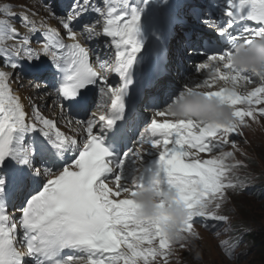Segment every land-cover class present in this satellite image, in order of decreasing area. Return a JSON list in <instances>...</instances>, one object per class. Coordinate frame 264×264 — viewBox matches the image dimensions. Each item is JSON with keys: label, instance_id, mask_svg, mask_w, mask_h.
I'll use <instances>...</instances> for the list:
<instances>
[{"label": "snow or ice", "instance_id": "6c2138e0", "mask_svg": "<svg viewBox=\"0 0 264 264\" xmlns=\"http://www.w3.org/2000/svg\"><path fill=\"white\" fill-rule=\"evenodd\" d=\"M154 2L103 0L101 7L76 0L60 20L63 35L43 21L38 26L28 12L0 8V57L11 70L0 68V264H170L177 247L199 239L196 223L214 228L229 222L222 213L229 192H242L251 179L237 173L245 166L236 159L234 137L264 119V60L245 66L236 58L255 54L264 42V0H224L221 19L204 21L225 41L195 65L204 79L185 83L150 116L131 147L116 151L107 137L126 117L133 68L146 43L144 13ZM89 12L97 19L80 25ZM16 17L27 32L11 23ZM38 32L43 43L34 48ZM100 37L108 38L111 59L94 58L87 46ZM42 57L55 70L59 116L100 109L87 119L66 118L79 133L63 131L35 102L29 114L12 87L19 61ZM109 73L120 83L113 85ZM212 103L229 108V118L202 115ZM144 192L154 201L151 216L141 214ZM173 208L185 213L178 225ZM241 241L220 244L230 243L227 255L235 257Z\"/></svg>", "mask_w": 264, "mask_h": 264}, {"label": "rangeland", "instance_id": "374dc122", "mask_svg": "<svg viewBox=\"0 0 264 264\" xmlns=\"http://www.w3.org/2000/svg\"><path fill=\"white\" fill-rule=\"evenodd\" d=\"M15 1L23 4L31 2V0ZM28 91L32 92L33 89L28 88ZM236 140L239 147L236 157L243 159L248 165L247 170L254 180L257 178L264 180V119L252 123L251 127L244 128L243 135L237 137ZM222 213L231 216V224L228 227L231 226L232 231H226V223L215 222L214 228L194 226L199 233V239L192 242L189 248L179 249L177 247V254L170 264H259L256 254L252 250L245 249L244 239L235 248V257L227 255L230 243L221 246L220 242L232 241L242 236L243 233L234 230V220L248 229L264 227V196L253 198L249 193L239 195L237 192H229L228 201Z\"/></svg>", "mask_w": 264, "mask_h": 264}, {"label": "clouds", "instance_id": "9594fccd", "mask_svg": "<svg viewBox=\"0 0 264 264\" xmlns=\"http://www.w3.org/2000/svg\"><path fill=\"white\" fill-rule=\"evenodd\" d=\"M255 54H243L236 58L238 64H243L245 66L258 65L262 60H264V42L258 44L254 49ZM177 112L183 111L181 107L176 108ZM230 109L227 107H221L215 103L208 105L205 110L201 113L202 115L214 116L215 118L226 120L229 118ZM138 199L145 203V207L142 209V215L151 216L155 213L154 201L152 199L151 193L144 192L138 196ZM171 215L174 222L178 225L184 218L185 213L182 209L173 208L171 209Z\"/></svg>", "mask_w": 264, "mask_h": 264}, {"label": "trees", "instance_id": "16d2710c", "mask_svg": "<svg viewBox=\"0 0 264 264\" xmlns=\"http://www.w3.org/2000/svg\"><path fill=\"white\" fill-rule=\"evenodd\" d=\"M264 183V180L262 181ZM249 249L256 254L259 264H264V227L251 229L249 234Z\"/></svg>", "mask_w": 264, "mask_h": 264}, {"label": "bare ground", "instance_id": "6f19581e", "mask_svg": "<svg viewBox=\"0 0 264 264\" xmlns=\"http://www.w3.org/2000/svg\"><path fill=\"white\" fill-rule=\"evenodd\" d=\"M40 16H42V15H40ZM44 20H43V19ZM42 18L40 17L39 18V20L40 21H43V22H47L46 20H45V18L42 16ZM17 87V86H16ZM15 87V88H16ZM14 88V90L23 98V100H24V103H25V107H26V110L29 112V114H31V106H30V101L28 100V98L26 97V94H25V91H28V89L26 88L25 90H18V88L17 89H15ZM154 96H156V94L154 95Z\"/></svg>", "mask_w": 264, "mask_h": 264}]
</instances>
